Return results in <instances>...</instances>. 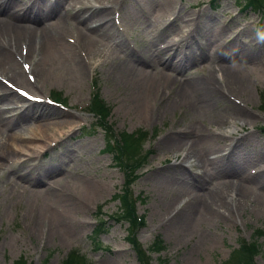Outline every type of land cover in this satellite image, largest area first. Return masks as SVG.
Instances as JSON below:
<instances>
[{"label":"rangeland","instance_id":"374dc122","mask_svg":"<svg viewBox=\"0 0 264 264\" xmlns=\"http://www.w3.org/2000/svg\"><path fill=\"white\" fill-rule=\"evenodd\" d=\"M49 1L21 2L28 4L25 9L19 7L13 22L16 28L21 26L22 34H15L16 30L9 38L0 34L2 56L10 55L9 43L18 49L19 42H25L26 55L20 59L30 63L29 73L34 79H26L19 62L13 59L19 75L13 77L7 65L1 63L0 74L36 94L59 91L68 106L32 104L18 114L23 99L0 81L1 91L8 90V95L0 98V107L7 102L20 103L5 113L0 110V264H11L19 255L33 264H59L72 248L89 264H149L142 249L155 237L164 246L160 252H150L152 264L157 254L167 258L168 264H222L241 238L256 241L259 248L253 264H264V187L255 179L243 180L239 174L230 176L222 171L220 163L226 156L213 161V168L207 162L216 144L234 139L230 134L235 130L239 138L230 147L240 157L264 158V129L260 128L264 127V112L259 105L264 101V38L262 45L250 43L257 39L256 31L264 36V11L246 13L250 16L248 22L240 20L241 16L237 20L232 17L237 16L232 14L236 10L233 0H219L214 10L206 3L199 5L206 0H55L53 5ZM115 3L120 5L127 38L121 37L110 21ZM84 4L91 6L86 12L85 8L81 10ZM103 6L109 13L101 22H109L111 33L101 27L94 29L97 21L83 19L90 8L101 10ZM31 9L37 10L31 13ZM236 23L237 28L249 31L239 43L243 51L238 49L225 63L224 55L215 54L220 63L214 58L209 63L197 51L190 57L187 51L178 64L162 68L151 63L156 59L148 57L149 49H140L139 56L129 49V44L144 47L142 36L155 41L169 34L177 38L185 36L188 28L200 37L199 46L206 37L208 46L212 35L224 37ZM45 31H49L47 36ZM47 40L55 49L50 58L43 55V59L40 50L49 47ZM185 40L189 41L190 35ZM177 45L180 47L181 41ZM229 46L234 43L225 48ZM39 59L43 68L40 74ZM199 80L203 85L197 87ZM187 82L195 86L189 89L184 86ZM92 90L110 107L107 119L113 132L130 134L139 126L149 133L156 128L154 135L143 137L137 153L140 165L131 167L134 175L128 204L135 214L142 215V224L134 222L129 229L123 219L107 217L118 212L112 193L125 180L119 166L111 164L106 147V152L102 151L105 138L101 127L88 129L96 120L85 111ZM230 96L243 102L244 111L232 104ZM5 115L14 117L2 118ZM18 132L23 138L19 151L30 153L27 156L35 155L48 138L62 139L58 150L37 160L42 161V174L35 182H26L29 174H19L23 163L14 162L21 154L12 149L18 143L14 137ZM186 168L199 173L202 168L207 174L212 168L214 173L198 187ZM210 180H214V197L211 190L206 191ZM191 191H197V198L204 204L194 201L198 203L189 205L195 194L173 215L161 218ZM132 194L136 195L135 201ZM96 215L106 220L104 230L98 234V246L88 237ZM255 230L261 233L253 235Z\"/></svg>","mask_w":264,"mask_h":264},{"label":"trees","instance_id":"16d2710c","mask_svg":"<svg viewBox=\"0 0 264 264\" xmlns=\"http://www.w3.org/2000/svg\"><path fill=\"white\" fill-rule=\"evenodd\" d=\"M249 2H257L264 4V0H248ZM95 115H97L96 122L102 127L106 149L111 151L112 158L114 163L117 164L124 174V180L122 188L114 194L118 201V212L114 214L115 219H123L127 222V227L132 226L134 222H138L142 224L141 218L137 221L138 218L135 212L132 210V207L129 206V183L131 177L134 175L132 172L131 165L137 163V150L140 146L141 136L135 137L138 133V130H135L132 133L123 132L120 130L118 132V137H115L113 134V130L109 123L105 120L108 115L109 109L108 106L104 103V101L98 96L97 93H93L91 97V101L88 107ZM262 108L264 109V104H262ZM136 134V135H135ZM127 229V234H129V230ZM262 231V230H261ZM261 232L255 230L253 235H258ZM127 239V238H126ZM130 244L135 248V242L130 239ZM162 241L155 237L150 241V243L142 249L145 257L149 262V253L150 252H159L163 249ZM258 244L255 240H244L239 239L237 246L232 249L230 252L229 258L224 261L222 264H253V257L258 252ZM137 251V250H136ZM12 264H31L27 263L22 258L15 259ZM61 264H88L86 259L83 256H80L76 250H71L66 258L62 261ZM153 264H168L167 258L160 256L159 254L155 257V263Z\"/></svg>","mask_w":264,"mask_h":264},{"label":"bare ground","instance_id":"6f19581e","mask_svg":"<svg viewBox=\"0 0 264 264\" xmlns=\"http://www.w3.org/2000/svg\"><path fill=\"white\" fill-rule=\"evenodd\" d=\"M76 2H78V1H76ZM79 2H81V0H79ZM19 4H21V2H18V4H16V3L12 4L11 0H8V1L7 0H0V9L2 8L1 10L4 12V14H3L4 16L0 15V34L2 36H4L6 34L5 35L6 38L11 37V36H8V35L12 34L13 30H16L15 34L16 33L19 34V35L22 34L21 30H19V28L21 26L18 27V25H17L18 28H16L14 26L15 23L13 22V20L18 15L17 12L19 11L18 10L19 7H20ZM88 7H91V6H89L88 4H84V6H83V8L81 10H83L85 8L84 11L86 12ZM107 13H109V10H107V6H103V9H101V10L98 7H95V8L92 7V9L90 8V10L87 11V14L84 15L83 19L84 20H88L89 23H90L89 19H91L93 21H97V24L94 25L95 27L92 26L94 29H97V28L101 27V30H103L104 32L111 33L109 22L108 21H105L103 23L101 22L104 18H107L106 17ZM58 24H59V21L57 23H54V25L50 29L54 30L58 26ZM48 33H49V31H45L44 35L47 36ZM4 37H2V38H4ZM47 43H48L49 47L47 49H45V50L43 49V47H41V50H40V53H42L41 58H43V59L45 57L43 55H46L45 58H50V55L52 54L53 49H55V48H53V45H52V43L49 40H47ZM117 45L119 47H122L123 44L121 42L120 43L118 42ZM27 52H29V53L31 52L30 47L28 48ZM25 55H26V53H25ZM11 59H13V57L10 58V55L9 56H5V55L2 56V53L0 52V63L1 64H6L7 65V71L10 73V75H12L13 77H17L19 75V71H17V69H16L17 67L12 62ZM13 61H15V60L13 59ZM154 61H157V60H151V63H154ZM41 62H42V59H39V65H38L39 68L37 69L38 74H40L39 73L40 71H43V68L41 67L42 65L40 66ZM44 62L45 61L43 60L42 64H44ZM167 62H168L167 60H163V63H167ZM15 63H16V61H15ZM167 65H168V63L166 65H164V67H167ZM139 81L140 80H137V84L139 83ZM143 82L145 84L146 81H143ZM140 83H141V81H140ZM200 84L203 85V82H200V80H199L198 83L196 84L197 87H198V85L200 86ZM184 86L190 89L191 87H194L195 84H193L191 82H187ZM182 90H183V88H182ZM14 137H15V140L18 142V143H15V145L20 148L21 147L20 143L23 144V142H22L23 138H22L21 133L18 132L16 134H14ZM30 138H32V136ZM27 139H29V138H27ZM12 145H14V144H12ZM243 166H244L243 162L230 161V162H227V164L221 165L220 169L222 171H224L225 173H228L230 176L231 175L237 176L241 172V170L243 169L242 168ZM251 177L254 178L256 182H258L259 184H261L264 187V174L261 173V174H256L254 176L251 175ZM208 178H209V175L206 173V171L204 169L201 168V172L199 174H196L194 179H196V181L198 179H200V181L206 182V180ZM211 193H212L211 194L212 197H214L215 196V191H212ZM192 199H193L192 202L190 201L191 199L188 200V203H189V201L191 202L189 205H195L196 203H198V202H194V201H199L202 204H204V202H205L204 200H200V197L199 198L193 197Z\"/></svg>","mask_w":264,"mask_h":264}]
</instances>
